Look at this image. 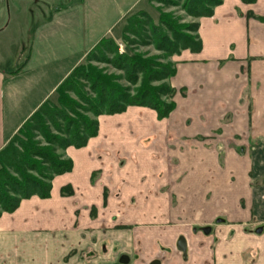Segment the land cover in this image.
<instances>
[{"label": "crops", "instance_id": "crops-1", "mask_svg": "<svg viewBox=\"0 0 264 264\" xmlns=\"http://www.w3.org/2000/svg\"><path fill=\"white\" fill-rule=\"evenodd\" d=\"M31 1L27 44L0 68V150L90 51L121 42L126 19L151 7ZM196 22L200 50L170 57L173 111L98 116L86 145L61 151L71 169L49 196L0 215V264H264V0H222Z\"/></svg>", "mask_w": 264, "mask_h": 264}, {"label": "trees", "instance_id": "trees-1", "mask_svg": "<svg viewBox=\"0 0 264 264\" xmlns=\"http://www.w3.org/2000/svg\"><path fill=\"white\" fill-rule=\"evenodd\" d=\"M148 1L150 3L155 0ZM255 1L242 0L246 4ZM221 2L222 0L158 1L163 4H180L183 12L195 19L210 16L213 8ZM141 17L145 18V22L138 24L129 23L130 19H126L123 36L132 33L138 38L144 37L143 43L151 45L160 56L118 55L115 54L116 47L112 40H107L104 42L107 50H103L116 56L106 62L121 70L123 75L105 74L95 68H83L76 72L77 66L56 89L59 106L56 107L49 101L44 102L0 150V215L13 212L23 199L49 196L52 178L71 169V161L57 151H63L69 146L80 148L86 145L97 133L98 116L121 113L128 106L153 109L160 119L168 117L173 111L175 91L167 80L174 75L175 68L172 62L161 64L158 60L170 58L185 49L198 52V23L179 24L176 18L164 13H160L157 25L151 23L144 12H141ZM131 24H134V29ZM101 44L100 42L96 47L102 48ZM92 51L87 56L93 57ZM76 79L86 82L91 95L83 94L78 89L80 84ZM120 80H124L129 86L119 84ZM158 82L161 84L153 85ZM68 90L74 93L78 102L68 100L64 95ZM38 137L44 142L41 143ZM65 192L66 188L62 190L63 194Z\"/></svg>", "mask_w": 264, "mask_h": 264}, {"label": "rangeland", "instance_id": "rangeland-1", "mask_svg": "<svg viewBox=\"0 0 264 264\" xmlns=\"http://www.w3.org/2000/svg\"><path fill=\"white\" fill-rule=\"evenodd\" d=\"M47 4L51 7H56L60 4L67 3V0H46ZM160 0H155L150 2V9L148 12H144L150 19L151 23L158 24L159 15L160 13L164 14H170V17L176 18L179 24H191L196 23V19L187 16L183 10L181 9V5H172L170 4H163L158 3ZM172 2V0H171ZM33 6V1L31 0H5L4 8L5 12L4 17L2 14H0V68L5 69L8 65H11L13 63L15 54L19 49L22 48V46L27 44V40L29 38L30 30L33 28L34 19L32 18L30 11H33L34 9L31 8ZM17 6H20L21 9H17ZM28 9V10H27ZM36 14V13H35ZM129 23L135 22L134 24H138L139 22H145V18L141 17V12H135L132 15L128 17ZM133 24V26H134ZM126 25V22H125ZM132 24L131 27L133 28ZM134 29V28H133ZM106 39L103 42H101V47H96L93 52V57L86 56L85 59L82 61V63L76 68V72H80L81 69H87V68H95L102 70L105 74H114L117 76L123 75V72L114 66L112 64L107 63L106 60L113 59L116 55H125V54H141L144 57H150V56H160V53L153 49L151 45H145L143 41L145 38L143 37L138 38L136 35H133L132 33H126L123 37L121 42L116 43L112 40L114 46L116 47V53L112 54L111 52H106L104 50H107V46L104 42H106ZM104 49V50H103ZM161 64L170 63V58L167 59H160L158 60ZM80 86H78V89H81V92L83 94L91 95L89 88L87 87V84L82 79H76ZM140 82V80H138ZM139 82L137 84H139ZM119 84L123 86H129L128 83H126L124 80H120ZM161 84V82L154 83V86H157ZM132 87V86H130ZM64 95L68 98V100L72 102H78V99L72 93L71 91L64 92ZM67 101V100H66ZM49 102L58 107L59 104L57 102V95H54L52 99L49 100ZM80 102V101H79ZM49 107V106H48ZM50 131L53 134H56L53 129H50ZM38 140L43 143L44 140L40 137H38ZM58 154L62 155L61 150L57 151ZM61 239L57 238V241L53 244H60L59 241ZM30 243H21L16 244L15 250L18 251L20 247L28 246ZM33 245L36 246L37 249H41L43 252L47 250V243L46 241H36ZM49 248H51L49 246ZM53 250V248H52ZM56 250V248H54ZM65 259V258H64ZM35 261H40L39 259H31L25 255L23 257L16 258L13 260L6 259L3 264H32ZM60 262V260H59Z\"/></svg>", "mask_w": 264, "mask_h": 264}, {"label": "water", "instance_id": "water-1", "mask_svg": "<svg viewBox=\"0 0 264 264\" xmlns=\"http://www.w3.org/2000/svg\"><path fill=\"white\" fill-rule=\"evenodd\" d=\"M177 248L180 249L182 252L185 251V242L183 240V238H180L177 242ZM153 264H158L157 262L153 263Z\"/></svg>", "mask_w": 264, "mask_h": 264}]
</instances>
